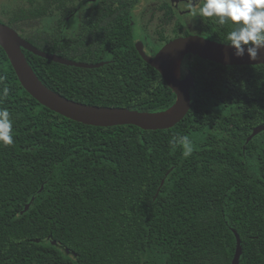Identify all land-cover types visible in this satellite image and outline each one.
Here are the masks:
<instances>
[{
	"label": "trees",
	"instance_id": "obj_1",
	"mask_svg": "<svg viewBox=\"0 0 264 264\" xmlns=\"http://www.w3.org/2000/svg\"><path fill=\"white\" fill-rule=\"evenodd\" d=\"M83 1L24 0L0 8V22L47 53L104 62L79 68L23 50L42 83L70 100L146 113L171 107L175 94L135 48L132 11L141 0ZM76 14L77 31L63 38ZM195 18V34L229 44L233 22ZM44 19L51 24L40 28ZM173 33L190 34L181 17ZM184 67L194 88L173 127H98L39 104L0 47L9 88L0 107L14 139L0 143V264H231L235 233L238 264H264V131L246 142L264 124V63L222 66L187 55ZM180 136L191 141L190 156L172 143Z\"/></svg>",
	"mask_w": 264,
	"mask_h": 264
},
{
	"label": "water",
	"instance_id": "obj_2",
	"mask_svg": "<svg viewBox=\"0 0 264 264\" xmlns=\"http://www.w3.org/2000/svg\"><path fill=\"white\" fill-rule=\"evenodd\" d=\"M201 1L182 0L179 11L181 13H188L192 7H195ZM0 47L4 50L23 89L42 106L84 125L98 127L134 125L142 130L169 129L180 122L190 108L194 78L189 71L185 75H182L181 72L179 78H176L171 73L170 66L176 58L183 59L187 55L197 56L202 60L214 62L222 66L257 65L264 63V49L260 50L256 60H250L247 54L241 57L235 56L233 54L234 48L230 44L216 42L197 34L181 35L172 38L165 42L153 56L147 55L142 49V43L137 42L135 47L140 57L159 72L167 86L175 94L173 105L165 111L146 113L123 107L88 105L70 100L58 94L44 85L36 76L28 64L23 50L56 63L79 68H97L102 66L104 62H80L47 53L29 43L18 32L2 22H0ZM262 131H264V124L256 126L247 137L246 142ZM27 208L28 205L25 206V209ZM235 237L236 248L231 264L239 263L242 252L241 241L237 233H235ZM66 252L68 251L66 250Z\"/></svg>",
	"mask_w": 264,
	"mask_h": 264
},
{
	"label": "clouds",
	"instance_id": "obj_3",
	"mask_svg": "<svg viewBox=\"0 0 264 264\" xmlns=\"http://www.w3.org/2000/svg\"><path fill=\"white\" fill-rule=\"evenodd\" d=\"M194 15L214 17L220 25L233 22L232 30L227 33V42L234 48L235 56L247 54L250 60H256L260 50L264 49V0H202ZM5 79L0 76V101L9 95V88L3 86ZM0 143H14L10 112L3 107H0ZM172 143L183 145L185 157L193 152L187 136L175 137Z\"/></svg>",
	"mask_w": 264,
	"mask_h": 264
},
{
	"label": "rangeland",
	"instance_id": "obj_4",
	"mask_svg": "<svg viewBox=\"0 0 264 264\" xmlns=\"http://www.w3.org/2000/svg\"><path fill=\"white\" fill-rule=\"evenodd\" d=\"M83 1V0H82ZM101 0H85L83 1V7L89 5V3H97ZM175 9L179 6L180 0H144L138 4L136 9L133 11V16L136 22V29L139 35L146 36L148 40L157 44L160 41V37L171 39L173 37V28L176 23L177 18L175 16H169L166 19L164 18V12L166 11L163 3H165ZM24 0H0V8L8 9L15 8L16 6L23 5ZM0 18L5 19L3 15H0ZM0 19V21H3ZM182 21L184 26L189 30L190 34H195L199 29V24L195 18L194 13H186L183 16ZM51 24L50 19L42 20L40 28H46ZM79 25V16L76 14L74 17L69 18L66 21V25L63 31V38L72 37L78 29ZM134 34L137 37L136 30ZM153 47L152 53L155 49ZM183 65V75L186 74L187 70L184 67V58L182 59Z\"/></svg>",
	"mask_w": 264,
	"mask_h": 264
},
{
	"label": "flooded vegetation",
	"instance_id": "obj_5",
	"mask_svg": "<svg viewBox=\"0 0 264 264\" xmlns=\"http://www.w3.org/2000/svg\"><path fill=\"white\" fill-rule=\"evenodd\" d=\"M142 1H144V0H141L140 2H142ZM181 2H182V0H180V2H179V6L178 7H176L175 9H173V7L171 6V8H172V11H170V12H168L169 11V9H168V6H167V4H166V2L165 3H163V5H164V7H165V9H166V11L164 12V16L166 15V16H175L176 18L177 17H181V18H183V16H185L186 15V13H184V12H180L179 11V8L181 7ZM202 2V1H201ZM200 2V3H201ZM200 3L198 4V5H196L195 7H192L191 8V10H190V13H192V11L194 10V9H196L199 5H200ZM138 6V5H137ZM136 6V7H137ZM136 7L134 8V9H136ZM134 9H133V11H134ZM133 11H132V16H133ZM167 12V13H166ZM166 13V14H165ZM133 18H134V16H133ZM134 21H135V19H134ZM135 26H136V22H135ZM135 30H136V34H137V37L138 38H136L135 39V44L137 43V42H141L142 43V49L144 50V52L147 54V55H149V56H153L157 51H158V49L162 46H159L155 51H153L152 53H150V52H148V50L150 51H152V49H153V46H155V44H153V42H151L150 40H148V38L146 37V36H142V35H139L138 34V32H137V29H136V27H135ZM175 38V37H174ZM136 48V47H135ZM182 65V64H181ZM181 68H182V70H181V72H182V75H183V65L181 66ZM188 71V70H187Z\"/></svg>",
	"mask_w": 264,
	"mask_h": 264
},
{
	"label": "bare ground",
	"instance_id": "obj_6",
	"mask_svg": "<svg viewBox=\"0 0 264 264\" xmlns=\"http://www.w3.org/2000/svg\"><path fill=\"white\" fill-rule=\"evenodd\" d=\"M182 64V59L181 58H176L170 66L171 73L176 77L179 78L181 75V65Z\"/></svg>",
	"mask_w": 264,
	"mask_h": 264
}]
</instances>
